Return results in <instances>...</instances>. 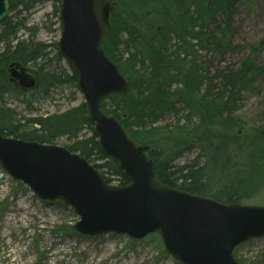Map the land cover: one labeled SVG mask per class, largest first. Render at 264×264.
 <instances>
[{"label":"trees","instance_id":"1","mask_svg":"<svg viewBox=\"0 0 264 264\" xmlns=\"http://www.w3.org/2000/svg\"><path fill=\"white\" fill-rule=\"evenodd\" d=\"M42 1L14 0L9 16L0 23V44L5 47L0 55V134L41 144L67 137L69 151L99 173L102 169L111 172L119 178L120 187L128 186L118 163L100 149L86 104L63 115L27 122L13 119V112L5 107L8 94L24 95L8 80L7 68L12 63H39L35 73L41 90L66 83L79 88L75 72L68 74L52 65L49 46L18 37L30 30L20 18L21 12L13 19L10 13L19 6L29 13ZM55 1L61 7L62 0ZM142 1L131 11L120 4L125 9L122 16L117 15V7L111 15V32L103 49L126 78L129 91L104 99L102 111L115 117L138 146L149 148L147 156L165 186L225 204L250 200L264 187V128L254 130L256 138L248 147L240 148L236 137L242 120L237 112L242 96L264 78V67L250 57L236 69L213 74L214 59L200 55L211 52L225 58L232 52L233 17L243 0H174L173 12L166 8L163 13L151 6V0ZM58 57L62 60L60 53ZM167 115H173L175 122L157 126ZM84 129L89 134L82 136ZM193 149L199 151L196 158L178 164ZM101 161L104 163L97 164ZM100 174L110 185L106 174Z\"/></svg>","mask_w":264,"mask_h":264},{"label":"water","instance_id":"2","mask_svg":"<svg viewBox=\"0 0 264 264\" xmlns=\"http://www.w3.org/2000/svg\"><path fill=\"white\" fill-rule=\"evenodd\" d=\"M12 1L0 0V23ZM115 6L113 0H63L59 51L78 75L100 149L118 163L129 185H108L68 149L2 134L0 165L41 200L71 207L80 217L75 230L83 236L116 234L142 241L159 234L167 253L180 264H238L234 251L264 238V207L225 204L165 186L147 156L149 148L138 146L101 109L104 99L129 91L126 78L103 49ZM10 77L24 92L39 87L20 64L10 66Z\"/></svg>","mask_w":264,"mask_h":264},{"label":"rangeland","instance_id":"3","mask_svg":"<svg viewBox=\"0 0 264 264\" xmlns=\"http://www.w3.org/2000/svg\"><path fill=\"white\" fill-rule=\"evenodd\" d=\"M113 2L118 8L117 15L121 17L124 7L131 11L143 1ZM172 4L176 5L174 0H151V6L158 8L159 13H163L166 8L171 12ZM20 12V18H24L25 25L30 30L20 32V40L32 39L35 44H46L49 46V58L54 60L52 65L58 69L62 67L71 74L65 60L58 57V44L62 34L60 5L55 0H43L29 13L23 12V8L19 6L10 13V18L13 19ZM190 12L192 14L193 9ZM232 30L233 49L225 58L211 52L200 53L202 57L214 59L213 74L227 68L236 69L250 57L264 67V0H243L236 7ZM126 39L124 37L123 41ZM123 48L121 46L120 50ZM4 49L3 44H0V55L5 53ZM126 57L127 53L124 59ZM117 62L120 63L119 56ZM39 66V63H35L27 67L37 76L35 72L39 70ZM4 103L13 112V119L27 122L45 116L63 115L85 104V98L74 83H66L47 91L39 89L20 96L8 94ZM237 115L242 120L236 137L237 143L240 148H246L256 138L254 130L264 128V78L242 96ZM174 122L175 117L167 115L157 126L165 127ZM88 134V129H84L82 136ZM69 144L67 137H57L49 145L67 149ZM232 148L236 147L233 145ZM198 154L197 149L186 152L178 164H187ZM106 171L102 169L100 173L106 174L104 175L111 180V186L120 187L119 178ZM240 205L264 207V187ZM79 221L80 217L71 207L61 201L41 200L28 186L13 180L0 165V264H180L167 253L159 234L142 241L116 234L86 237L75 230ZM233 255L238 264H264V238L249 241L237 248Z\"/></svg>","mask_w":264,"mask_h":264},{"label":"flooded vegetation","instance_id":"4","mask_svg":"<svg viewBox=\"0 0 264 264\" xmlns=\"http://www.w3.org/2000/svg\"><path fill=\"white\" fill-rule=\"evenodd\" d=\"M10 66H11V64L8 66V72H9ZM23 67L27 69V74L31 75L32 77H34V78H36V79L38 80V83H39L38 90H39V89H40V86H41V81H40L39 77L33 75V74L29 71V69H28L27 66H23ZM8 80L11 82V84H13L14 86H16L18 89H20V90L22 91V89L19 87V82H15V81H12V80H11L10 72H9ZM22 92H23V91H22Z\"/></svg>","mask_w":264,"mask_h":264}]
</instances>
